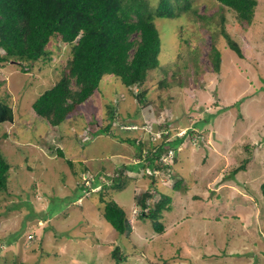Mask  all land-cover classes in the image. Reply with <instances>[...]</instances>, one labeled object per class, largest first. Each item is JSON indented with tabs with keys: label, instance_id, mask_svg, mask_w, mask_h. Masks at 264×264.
<instances>
[{
	"label": "rangeland",
	"instance_id": "obj_1",
	"mask_svg": "<svg viewBox=\"0 0 264 264\" xmlns=\"http://www.w3.org/2000/svg\"><path fill=\"white\" fill-rule=\"evenodd\" d=\"M257 1L252 23L239 25L233 12L222 10L216 0H190L198 13L211 17L213 30L201 23L190 26L191 20L186 18L189 31L174 40L176 24L164 26L168 45L178 47L171 62L175 63L173 71H179L182 86L178 79L170 78L172 71L166 74L168 88L158 86L159 77L155 76L145 87L149 103L143 107L115 78L104 77L101 93L80 105L61 130L46 128L44 118L32 105L41 92L66 74L62 69L67 47L51 40L46 46L52 53L50 60H39L27 71L17 63L0 66V97L11 107L13 117L12 122L0 125V148L10 164L13 188L12 197L0 193V264H264V204L258 186L264 181V0ZM219 13L226 19L223 29L242 47L243 59L221 38ZM211 44L220 48L219 73L212 70L207 56ZM193 55H197V67L190 63ZM125 99L131 100V108L119 104L120 117L114 119H123L111 125L116 136L158 143L166 126L172 135L191 129L197 134L201 130L205 138L195 147L190 138L182 141L173 165L174 180L181 179L176 192L172 190L173 178L157 175L163 183L158 184V191L171 198V210L164 211L159 220L164 228L160 233L150 220L133 219L131 211L135 207L136 214L140 213L136 199L150 180L140 178V170L127 171L120 180L121 188L112 185L117 168L136 161L133 147L117 137L92 138L85 127L88 113L94 114L96 124L104 125L105 103L111 100L118 105ZM55 148L62 149L65 158H60ZM66 159L72 160L71 166ZM73 171L77 174L72 175ZM96 175L104 199L124 209L127 236L119 235L104 220L99 186L85 195L77 190L81 180ZM212 179L231 182L251 195L257 207L254 219L248 202H231L227 184L214 192L206 184ZM28 194L32 199L28 208H7L11 203L7 201L22 202ZM152 194V200L159 199L154 191ZM32 206L34 217H29ZM116 246L124 259L112 258Z\"/></svg>",
	"mask_w": 264,
	"mask_h": 264
},
{
	"label": "trees",
	"instance_id": "obj_2",
	"mask_svg": "<svg viewBox=\"0 0 264 264\" xmlns=\"http://www.w3.org/2000/svg\"><path fill=\"white\" fill-rule=\"evenodd\" d=\"M216 2L221 5L222 8L220 6L219 8L222 10L233 12L239 25L252 23L258 3L257 0H216ZM218 16L221 38L225 39V44L231 51L243 59L242 47L223 29L226 21L224 13H219ZM186 18L191 20L190 26L201 23L200 25L213 30L212 22L209 20L211 17L198 13L197 8L192 7L190 0H157L155 5L150 4L148 0H0V66L3 67L8 62L17 63L27 71L39 60H50L52 53L46 50V46L51 40L68 44L65 66L62 69L67 71L66 74H63L53 86L41 92L32 105L36 113L44 118L46 128L61 130L62 125L68 123V118L75 114L80 105L88 102L95 93H101L100 84L104 77L115 78L119 86L127 90L130 97H134L143 107L149 103L145 101L147 93L145 87L155 76L159 77L158 86L168 88L170 83L166 74L172 71L170 78L178 79L177 84L181 87L179 71H173L172 67L175 63L171 62L178 47L171 48L163 34L164 26L175 23L177 31L173 34L176 36L174 40L181 39L190 27L185 21ZM241 27L246 28V26ZM220 54L217 45L209 46L207 56L211 61L212 70L216 73L220 71ZM196 56L193 55L190 61L194 67H197ZM133 88L137 89L135 93L131 91ZM129 99L124 100L126 106L123 105V100H119L118 105H113L111 100L105 103L104 125L96 124L94 114L88 113L85 127L90 129L92 138L97 135L117 137L120 142L133 147L132 155L136 161L118 167V174L112 177L114 183L112 185L121 188L120 180L125 178V172L140 170L142 174L140 178H148L150 183L141 192L139 200L134 195V201L136 199L140 206L137 219L150 220L153 229L160 233L164 228L159 220L164 211L171 210V198L158 191L160 189L158 184L163 185V183L158 182V176L152 172L163 173L167 178H173V192L180 188L181 179L174 180L175 155L166 162L163 158L169 151L177 150L184 136L172 140L170 138L172 133L166 126H164L166 133L162 134V139L158 143L151 141L146 144L135 136L130 138L113 134L111 125L116 121L117 118L114 119L116 116L120 117L117 115L118 106L120 104L123 109L131 108ZM140 117L145 120V114ZM12 120L11 107L0 97V125L5 122L10 123ZM187 133L192 134L190 129ZM77 144L80 149L83 148L82 142L78 141ZM55 150L60 158H65L62 149L55 148ZM66 163L71 166L72 160L66 159ZM79 165L83 166V163L79 162ZM86 171L83 166V172ZM9 173L10 164L0 148V193L12 197L13 188L10 185ZM76 174L72 172V175ZM99 178L100 176L96 175L88 180H81L77 190L80 193L84 192L85 195L99 186V202L103 204L101 214L104 220L119 235L127 236L129 229L125 211L113 200L104 199L100 191L102 184ZM135 180L137 179L132 178L131 181ZM155 183L157 186L154 185ZM258 186L264 204V181ZM152 191L160 196L156 201L152 200ZM133 192L137 193L135 188ZM76 199L80 200L81 197ZM149 199L150 203H148ZM31 200L28 194L22 202L7 201L11 202L7 204V208L19 211L21 206L28 208L27 205ZM33 211L32 206L28 213L29 217H34L31 215L35 212ZM111 256L115 259L119 256L124 259L117 246Z\"/></svg>",
	"mask_w": 264,
	"mask_h": 264
},
{
	"label": "crops",
	"instance_id": "obj_3",
	"mask_svg": "<svg viewBox=\"0 0 264 264\" xmlns=\"http://www.w3.org/2000/svg\"><path fill=\"white\" fill-rule=\"evenodd\" d=\"M193 127H194V125H193ZM184 128V127H183ZM183 128H180V129H183ZM194 128H196V127H194ZM197 129H199V128H197ZM178 130V129H177ZM190 131H191V133H196V131L194 130H191L190 129ZM175 132H177V133H175V134H178L179 133V131H175ZM198 132H200L201 133V130L200 131H198ZM183 134V133H182ZM188 134V133H187ZM201 135H202V133H201ZM176 136L177 135H172V140L173 139H175L176 138ZM185 137L186 136H184L183 137V141H184V139H185ZM203 137V136H202ZM204 138V137H203ZM204 140H205V138H204ZM207 142V141H206ZM208 143V142H207ZM206 143V144H207ZM78 145V144H77ZM207 145H209V143L207 144ZM181 146V145H180ZM180 146L177 148V150H175L174 151V155H175V157L178 155V153H179V149H180ZM193 147H195V146H193ZM70 160V159H69ZM225 162V161H224ZM206 184H208L209 186H212L213 187V189L215 190L214 192H217L219 189H223L222 187L223 186H226L225 184H227V187H226V189H228L229 191H230V195H231V199H229L231 202H234L235 200L237 201V200H239L240 201V199H242L244 202L246 201V202H248V204L250 205V207H251V211L252 212H250V210H249V212L251 213V218L252 219H254V217H252V214H253V216H255L256 215V211H257V207H256V204H255V202H254V199L252 198V196L251 195H249V194H247V193H244V192H240V189H238L237 187H236V185H234L233 183H231V182H225V181H223V180H216V179H212V180H210L208 183H206ZM214 184H216V185H214ZM261 184V183H260ZM195 198V196H193L192 197V199H194ZM225 202H227V201H225ZM132 208H134V207H132ZM132 210V209H131Z\"/></svg>",
	"mask_w": 264,
	"mask_h": 264
},
{
	"label": "clouds",
	"instance_id": "obj_4",
	"mask_svg": "<svg viewBox=\"0 0 264 264\" xmlns=\"http://www.w3.org/2000/svg\"><path fill=\"white\" fill-rule=\"evenodd\" d=\"M63 45H65L66 47H67V45L68 44H63ZM40 116H41V114H40ZM169 120V119H168ZM189 129H187L183 134H181V135H177L176 136V138H179V137H183V136H186L185 138H190L189 140H190V144L192 145V146H197L199 143H201V142H203V137H202V135L199 133V134H197V133H194L193 135L191 134V135H189V134H187V131H188ZM166 133V132H165ZM196 137H198V139H197V141H196V143L195 144H193V139L194 138H196ZM170 138H172V134H171V137ZM173 154H172V156L174 155V152H172ZM171 156V157H172ZM159 179H161L162 180V177H159ZM133 213H134V215H135V217H137V215L139 214H136V209H135V207L134 208H132V210H131ZM127 220H128V218H127Z\"/></svg>",
	"mask_w": 264,
	"mask_h": 264
},
{
	"label": "built area",
	"instance_id": "obj_5",
	"mask_svg": "<svg viewBox=\"0 0 264 264\" xmlns=\"http://www.w3.org/2000/svg\"><path fill=\"white\" fill-rule=\"evenodd\" d=\"M197 139H198V137L193 139V144L196 143ZM172 154H173L172 151H169L168 155L163 158V161L166 162V160H169V158L172 156ZM147 172L150 173L149 171H147ZM152 173L156 174L157 172H152Z\"/></svg>",
	"mask_w": 264,
	"mask_h": 264
},
{
	"label": "bare ground",
	"instance_id": "obj_6",
	"mask_svg": "<svg viewBox=\"0 0 264 264\" xmlns=\"http://www.w3.org/2000/svg\"><path fill=\"white\" fill-rule=\"evenodd\" d=\"M158 174H160L159 172H157L155 175L157 176ZM97 188V187H96ZM134 199V198H133ZM133 213V212H132ZM133 219H135V215L133 216Z\"/></svg>",
	"mask_w": 264,
	"mask_h": 264
}]
</instances>
